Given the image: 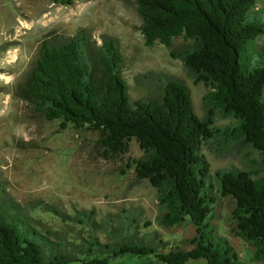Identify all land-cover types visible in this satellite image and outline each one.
Wrapping results in <instances>:
<instances>
[{
	"label": "trees",
	"instance_id": "16d2710c",
	"mask_svg": "<svg viewBox=\"0 0 264 264\" xmlns=\"http://www.w3.org/2000/svg\"><path fill=\"white\" fill-rule=\"evenodd\" d=\"M63 6L75 0H48ZM147 46L174 47L204 83L210 117L199 116L186 85L171 80L156 97L133 100L124 76V56L115 40L102 45L88 32L59 45L44 42L36 67L20 96L47 121H61L95 135L106 161L121 160L132 142L144 151L132 159L138 181L157 189L164 228L189 220L192 238L166 248L141 211L100 220L95 209L54 213L67 231L42 230L8 192L0 172V264H108L132 255L161 264H245L230 240L218 232L222 198L235 200L233 235L264 262V173L222 170L212 174L203 147H248L264 162V0H136ZM158 80V85L162 84ZM214 111H213V110ZM233 121L216 126L215 113ZM212 115V116H211ZM133 165V166H132ZM79 227V228H77ZM102 235V236H101ZM152 261V260H151Z\"/></svg>",
	"mask_w": 264,
	"mask_h": 264
},
{
	"label": "rangeland",
	"instance_id": "374dc122",
	"mask_svg": "<svg viewBox=\"0 0 264 264\" xmlns=\"http://www.w3.org/2000/svg\"><path fill=\"white\" fill-rule=\"evenodd\" d=\"M142 20L136 0H75L71 6L48 0H0V172L8 192L39 222L42 230L67 231L68 226L52 209L55 206L67 215L95 209L100 220L123 211H141L144 222L151 223L143 231L156 230L166 248L194 236L189 220L171 228L160 224L163 212L157 189L148 181H138L133 165L126 167L132 159L144 156L137 142L131 143L123 159L106 161L99 156L94 134L71 124L62 129L61 121H47L20 96L44 42L59 45L88 32L97 45L109 40L117 42L125 59L124 76L133 100L156 97L168 81L176 80L190 88L196 113L210 117L204 102L205 84L198 82L181 58L172 56V50L182 51L187 42L180 37L173 48L160 42L147 46ZM159 79L164 81L160 85ZM215 114L216 126L233 122L222 112ZM219 145L203 147L212 174L240 169L251 170L254 177L263 175L260 154L242 146L227 152ZM234 207L232 198L221 199L219 234L230 240L245 264H264L254 262L250 246L233 235ZM108 264L161 263L123 255ZM187 264L207 263L201 259Z\"/></svg>",
	"mask_w": 264,
	"mask_h": 264
}]
</instances>
